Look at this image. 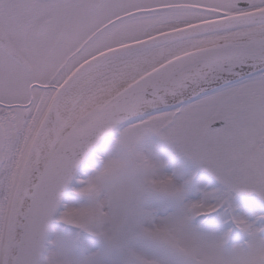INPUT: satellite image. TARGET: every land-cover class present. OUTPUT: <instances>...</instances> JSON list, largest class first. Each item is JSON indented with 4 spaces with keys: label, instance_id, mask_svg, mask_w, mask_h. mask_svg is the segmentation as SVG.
I'll return each instance as SVG.
<instances>
[{
    "label": "snow or ice",
    "instance_id": "obj_1",
    "mask_svg": "<svg viewBox=\"0 0 264 264\" xmlns=\"http://www.w3.org/2000/svg\"><path fill=\"white\" fill-rule=\"evenodd\" d=\"M0 264H264V0H0Z\"/></svg>",
    "mask_w": 264,
    "mask_h": 264
}]
</instances>
